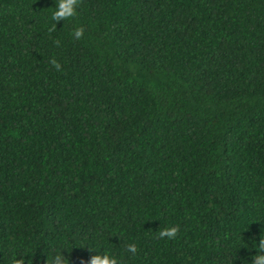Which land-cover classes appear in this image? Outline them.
<instances>
[{
	"label": "trees",
	"instance_id": "1",
	"mask_svg": "<svg viewBox=\"0 0 264 264\" xmlns=\"http://www.w3.org/2000/svg\"><path fill=\"white\" fill-rule=\"evenodd\" d=\"M55 10L0 0V264H252L264 0H82L49 32Z\"/></svg>",
	"mask_w": 264,
	"mask_h": 264
},
{
	"label": "clouds",
	"instance_id": "2",
	"mask_svg": "<svg viewBox=\"0 0 264 264\" xmlns=\"http://www.w3.org/2000/svg\"><path fill=\"white\" fill-rule=\"evenodd\" d=\"M56 10L53 12L52 20L55 21L49 32H53L57 28V24L60 21H66L77 16V7L82 3V0H55ZM85 29L84 27L74 28L72 32V37L74 40H80L84 37ZM57 47L60 46V41H55ZM49 63L56 71H62L61 63L55 58H51ZM179 233V227H166L162 226L159 231H157V237L159 239H175ZM258 254L252 258V264H264V236L258 241V246L255 247ZM126 251L132 256H135L138 252L137 245L132 243L126 248ZM28 256L24 255H12L9 264H28ZM46 264H68V259L63 255V253H56L54 257L47 256ZM87 264H123L122 260H118L116 257L111 256L108 253L93 255L90 257Z\"/></svg>",
	"mask_w": 264,
	"mask_h": 264
}]
</instances>
